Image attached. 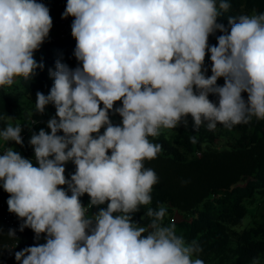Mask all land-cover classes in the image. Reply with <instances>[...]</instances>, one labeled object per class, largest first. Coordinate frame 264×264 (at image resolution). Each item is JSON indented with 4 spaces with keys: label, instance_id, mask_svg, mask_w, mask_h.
Instances as JSON below:
<instances>
[{
    "label": "clouds",
    "instance_id": "clouds-1",
    "mask_svg": "<svg viewBox=\"0 0 264 264\" xmlns=\"http://www.w3.org/2000/svg\"><path fill=\"white\" fill-rule=\"evenodd\" d=\"M230 7L228 0H67L62 18H74L78 66L57 60L48 94L36 92L34 114L43 115L49 104L56 111L48 130L29 138L35 163L12 147L0 153L8 211L22 221L19 231L29 228L35 240L44 234L46 241L16 252V261L205 264L198 241L164 223L167 207L151 206L158 176L145 161L162 151L149 137L187 127L189 116L194 133L264 120V13L229 16L226 27L218 20ZM51 28L45 4L0 0V88L43 68L34 53ZM216 32L217 44L209 46ZM25 126L8 123L0 138L23 147ZM69 162L75 171L66 178ZM85 194L87 206L80 199ZM93 208L98 211L89 214ZM15 232L7 236L15 239Z\"/></svg>",
    "mask_w": 264,
    "mask_h": 264
},
{
    "label": "trees",
    "instance_id": "trees-1",
    "mask_svg": "<svg viewBox=\"0 0 264 264\" xmlns=\"http://www.w3.org/2000/svg\"><path fill=\"white\" fill-rule=\"evenodd\" d=\"M37 2L49 8L52 18L48 38L34 53V59L38 64L42 63L43 68H37L32 79L19 78L11 87L0 88V129L6 127L9 120L17 124L24 117L22 99L25 96H34L37 91L48 94L53 85L49 69H55L57 60L70 68L78 63L73 55L76 40L71 34L74 18H62L67 0ZM228 2L231 4L230 9L218 20L226 27L229 16L264 13V0ZM64 30L66 32L62 36ZM218 35L221 33L209 36V46L217 44ZM209 56L205 58V65L210 68ZM217 83L222 86L224 80L221 78ZM244 96L246 98V94ZM209 99L215 101L217 98L210 95ZM49 105L55 109L54 105ZM120 105L121 102H117L115 106ZM112 123L117 125L120 122ZM41 128L48 130L44 122L34 126L35 130ZM233 129L240 136L233 145L224 148L208 145L207 138L212 135L206 127L201 126L194 133L190 116L187 127L180 125L176 128L175 138L167 136L162 130L158 137H149L154 143L162 145V151L155 159L145 161V167L152 168L158 176V183L153 186L151 193V206L163 204L167 207L168 215L164 223L175 224L177 234L183 235L186 241H198L203 249L199 258L205 264H251L253 258H258L260 264H264V220L253 219L246 227L239 228L255 201L264 198V120L253 119L251 123L236 125ZM194 135L195 143L190 140ZM28 144L26 142L24 145L26 155ZM198 151L201 154H197ZM65 169L66 178H70L75 166L69 162ZM0 193L8 200L9 194L2 187ZM80 199L85 205L90 198L85 194ZM145 211V208H141L134 219L139 221ZM176 213L183 215L178 218ZM14 220L16 227L9 226L0 209V264H18L16 252L46 242L44 234L37 241L31 229L19 231L22 221L15 214ZM148 222L149 218L145 217L141 224L146 225ZM9 229L16 230L15 239L7 236ZM16 233L20 235L21 246L11 254L10 248L16 240Z\"/></svg>",
    "mask_w": 264,
    "mask_h": 264
},
{
    "label": "rangeland",
    "instance_id": "rangeland-1",
    "mask_svg": "<svg viewBox=\"0 0 264 264\" xmlns=\"http://www.w3.org/2000/svg\"><path fill=\"white\" fill-rule=\"evenodd\" d=\"M253 14V13H252ZM78 66V63H75L74 65H72V68H75ZM19 80V78H17V81ZM35 99H36V95L34 96H25L22 99V105L25 108L24 110V117L20 120H18V123L21 124L22 126H31V122L32 120H41L43 118V115L40 114H34L35 113ZM102 106V105H101ZM114 107H119V106H114ZM46 111H48V113H55V109L51 108L50 105L46 106ZM110 119L111 121H119L121 122V118L119 117L118 114H114L110 112ZM15 125V124H14ZM176 128L175 129H170V130H163V132L166 133L167 136L175 138L176 136ZM101 132H103V129L101 130ZM211 135L212 136H208L207 138V143L210 147H214V148H224L227 147L229 145H233L234 142H236V139L239 138L240 134L233 128L231 129H227L225 127H223L222 125H217V128L214 131H211ZM29 138V136H28ZM29 141V139L27 140ZM27 141H24V145ZM12 147L15 151L19 152L24 158H28L30 159L25 152L24 147H21L20 145H16L14 142H8V144L5 142L3 143V141H1L0 139V147L2 148H6V147ZM197 154H201V152L198 151ZM2 187V186H0ZM95 208L92 212H96ZM178 218H181L182 215H179L178 213H176ZM253 219H256L258 221H263L264 220V198L261 197L258 201H255V203L253 204L250 213L244 218L243 223L239 226V228H244L246 227L249 222ZM43 238V237H42ZM195 258V257H194ZM20 264V262H19Z\"/></svg>",
    "mask_w": 264,
    "mask_h": 264
},
{
    "label": "built area",
    "instance_id": "built-area-1",
    "mask_svg": "<svg viewBox=\"0 0 264 264\" xmlns=\"http://www.w3.org/2000/svg\"><path fill=\"white\" fill-rule=\"evenodd\" d=\"M62 36H64V33L66 32V30L62 31ZM55 113H48V111L45 110V113L43 114V121L44 122H47V120L49 118H51L52 116H54ZM22 135V138L24 141H27L28 140V135L26 132L22 131L21 133ZM28 142V141H27ZM26 150L28 152L27 156L30 158V159H33L34 158V152H33V149L32 147L28 144L27 147H26ZM4 151V148H1L0 147V153H2ZM34 160V159H33ZM88 204H86L85 206H87ZM0 209L3 210V213H4V220L6 221V223L11 226V227H16V223H15V220H14V213H10L8 211V205H7V200H5L3 197H2V194L0 193ZM90 211V210H89ZM20 235L18 233H16V240L14 241V243L12 244L11 246V251L10 253L13 254L15 253V250L21 246V240L19 239Z\"/></svg>",
    "mask_w": 264,
    "mask_h": 264
},
{
    "label": "crops",
    "instance_id": "crops-1",
    "mask_svg": "<svg viewBox=\"0 0 264 264\" xmlns=\"http://www.w3.org/2000/svg\"><path fill=\"white\" fill-rule=\"evenodd\" d=\"M33 120H34V119H33ZM33 120H32V122H33ZM35 121H36V120H35ZM32 122H31V130L29 129V127H26V126H25L24 129H23V131L27 133V135L29 136V138H30V136H31V134H32L33 131H35V132H37V133H38V131H39V130H35V129H34V126H35L36 123L32 125ZM39 122H44V121H43V118H42L41 120H38V121H37V123H39ZM9 123H12L13 125L16 124L14 121H11V120H9ZM44 123H46V122H44ZM21 126H22V125H21ZM29 138H28V139H29ZM0 139H1V141H3L2 138H0ZM23 141H24V140H23ZM3 143H5V142L3 141ZM11 143H13V142H11ZM23 147H24V145H23ZM1 148H2V147H1ZM33 162L35 163L34 160H33ZM86 204H89V200L86 202ZM86 204H85V205H86ZM100 207H106V204H105V205H102V206H100ZM94 209H95V208H93L92 210H90V211H89V214H90L91 211H93ZM96 211H98V209H96ZM15 264H17V262H16ZM18 264H19V263H18Z\"/></svg>",
    "mask_w": 264,
    "mask_h": 264
}]
</instances>
